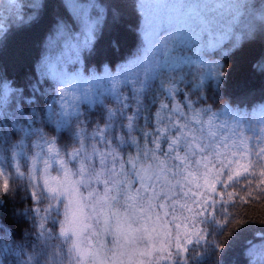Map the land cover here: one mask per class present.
Wrapping results in <instances>:
<instances>
[{
    "label": "snow or ice",
    "instance_id": "1",
    "mask_svg": "<svg viewBox=\"0 0 264 264\" xmlns=\"http://www.w3.org/2000/svg\"><path fill=\"white\" fill-rule=\"evenodd\" d=\"M64 6L72 27L64 19L56 22L36 81L25 87L0 81L3 190H9L11 169L14 180L25 182L29 198L39 203L34 189L43 188V194L53 201L43 212L39 207L32 210L39 218L38 252L25 253L24 245L17 244L9 227L0 221V264H7L9 257L12 264H41V257L43 264H108L109 260L141 264L142 257L151 255L149 248H155L151 234L155 229L149 224L154 216L158 219L157 208L167 203L174 210L178 197H190L196 205L194 220L212 225L213 232L197 229L186 234L183 243L177 234L174 246L161 249L166 264H189L190 259L202 262L209 249L227 251L223 243L208 236L223 235L230 223L237 222V213L228 207H235L237 199L246 202L228 189L239 186L248 191L249 198L258 199L250 191L256 187L264 195V103L251 109L226 103L214 109L208 100L217 98L231 70L219 61L205 59L203 53L229 39L238 46L242 38L251 36L255 21H264V4L255 10L246 0H139L143 27L138 55L115 73L105 68L102 74L91 71L89 75L82 67L68 71L66 65L70 57L79 63L81 52L91 50L105 18L111 14L113 21L119 19L120 6H105L98 0H64ZM19 7L20 0H0V37L36 20L35 15L21 14ZM39 8L33 0L29 12ZM193 47V55H188ZM261 68L264 71V65ZM44 81L52 82L50 90L43 88ZM106 98L114 106L105 103ZM65 138L71 141L70 149L59 143ZM129 148L133 151H126ZM53 164L63 179L53 178L55 186L47 179L36 183V173L47 174ZM209 165L216 169L214 173ZM196 180L203 182L196 183L198 191L192 192L190 185ZM217 185L223 191L217 192ZM80 187L91 189L87 198H81ZM201 188L210 191L205 195ZM83 199H95V203L85 205ZM3 203L0 200V207ZM117 204L123 212L115 211ZM61 205L64 221L57 219ZM73 205L69 219L68 209ZM86 206L97 222L96 213L103 214L104 230L123 240L120 251L93 246L84 235L92 227L84 222ZM28 211L19 215L26 217ZM217 213L224 219H217ZM49 220L59 225L57 233L46 227ZM245 223L238 222L241 230ZM240 235L239 231L232 235V243ZM259 235L264 240V233ZM54 239L59 244H49ZM140 243L143 249L137 247ZM248 244L250 258L264 264V249L257 251L251 241Z\"/></svg>",
    "mask_w": 264,
    "mask_h": 264
},
{
    "label": "trees",
    "instance_id": "2",
    "mask_svg": "<svg viewBox=\"0 0 264 264\" xmlns=\"http://www.w3.org/2000/svg\"><path fill=\"white\" fill-rule=\"evenodd\" d=\"M32 2L33 0H20L19 12L35 15L36 20L4 37H0V81L6 80L13 86L25 87L36 81L41 70V61L45 56L48 40L56 22L60 19L69 21V12L65 9L64 0H34L40 5V8L37 12L30 13L29 8ZM98 2L105 6L119 5V19L113 21L111 14L105 18L91 50L81 52L79 63L75 59L74 62H69L68 67L71 70L82 67L86 74L91 73V71L103 73L105 68L114 71L133 60L140 51L143 17L138 10L139 0H98ZM246 2L253 5L255 10L264 4V0H246ZM262 24L264 21L256 20L252 35L242 38L238 46H233L232 40L229 39L212 51V56L223 63L226 69L231 70V75L227 83L222 85L217 93V98L208 100V104H211L214 109H219L226 103L233 107L239 104L241 107L249 109L264 103V71L261 68L264 65V28L261 27ZM69 27H72L70 21ZM51 86V81L43 82V88L50 90ZM123 92L130 95L128 88H124ZM44 103V99L40 98V104L43 105ZM37 126L43 127L40 124ZM45 130L49 131L50 135L55 134L47 128ZM59 143L61 147L67 144L68 148H71V141L67 138L60 140ZM126 151L132 152L133 149L129 148ZM22 170L27 173L28 168L23 167ZM259 179V177L253 179V184H257ZM241 183L245 182L242 180ZM8 184L9 190L5 192L3 182L0 179V200L4 202L3 206L0 207V221L9 227L16 243L24 245L25 253L38 252L40 250L38 245L41 242L35 239V233L39 218L33 216L32 210L39 207L43 212V209L47 208L51 202L43 194L42 188L36 193L39 203L36 199L29 198V190L25 182L14 180L11 176V169L8 170ZM83 189L85 188L83 187ZM218 191H223V189L218 186ZM228 191L245 197L246 202L237 199L235 207H228V211L237 213V222L230 223L223 235L208 236L209 240L215 238L218 242L223 243L227 251L216 253L209 249L208 255L202 262L190 259L189 264H257L256 257L250 258L248 254V242L251 241L252 244L256 245L257 251L264 249V240L259 235L264 233V195H261L256 187L250 191L252 196H258V199L249 198L248 191L239 186L229 188ZM26 209L29 210L26 217L19 215ZM96 215L99 216V222L101 221L104 225L103 214L97 212ZM57 219L62 221V214ZM217 219L223 220L224 217L217 213ZM241 220L246 221L242 226L243 230L238 224ZM151 225L149 224L150 229ZM197 226V229L207 228L209 233L213 232V227L210 224H201L197 220ZM46 227L51 229L54 234L59 230V225L53 226L50 220L46 223ZM170 227L169 232L164 227V231L153 236L155 248H149L151 255L144 259L143 264H166L163 259L166 253L161 249L170 244L174 246L172 234L174 227L172 225ZM238 231L241 232L240 238L232 243L231 236ZM110 233L112 231L106 232L108 235ZM230 243L232 246L229 250ZM49 244H59V241L54 239L49 241ZM138 246L143 247V244L140 243ZM170 250L175 256L174 247ZM199 251H203V249H199ZM189 253H192L191 246H189ZM26 258V256H21V259ZM43 259L41 257V264H43ZM7 264H12L11 257L8 258Z\"/></svg>",
    "mask_w": 264,
    "mask_h": 264
},
{
    "label": "rangeland",
    "instance_id": "3",
    "mask_svg": "<svg viewBox=\"0 0 264 264\" xmlns=\"http://www.w3.org/2000/svg\"><path fill=\"white\" fill-rule=\"evenodd\" d=\"M209 39H211V38L202 37V40H209ZM212 42H214V41H212ZM213 50H214V48H208L204 51L203 54L205 56V59L210 60V61H218L211 54ZM194 51H195V48L193 47L192 49L187 50V54L193 55ZM74 59H75V57H70V62H74ZM127 63L123 64L122 66L126 65ZM120 67H118V69ZM66 68L68 71H73V68L71 70L68 67V64L66 65ZM118 69H116L114 71L110 70V69H108V70L115 73L116 71H118ZM184 71H187V70L185 69ZM89 74L85 73V75H89ZM97 74H102V73H97ZM178 99H180V97H178ZM105 103H107L109 106H114L111 99L106 98ZM244 163H247V161L241 160V164H244ZM69 166L72 167L73 169L75 168V165H69ZM209 170L212 173H214L216 171V169L212 168L211 165H209ZM53 178H55V180H62L63 179V173L59 170L58 166L55 164L52 165L49 172L45 175H42L39 171L36 173V183H38V184H42L43 179H47L49 184H51L52 186H55V180ZM0 179L3 182V180H4L3 175H0ZM202 182H203L202 180L193 181L192 185H190L192 192L198 191V189L195 187V184L196 183H202ZM218 186L219 185H217V192H219ZM39 189L40 188H36L34 190L37 193V191ZM184 190L187 191L188 190L187 187ZM89 191H91V189H83V187H80L79 192H80L81 198H87ZM199 191L204 192L205 195H207V191H210V189H208L206 191L205 189L201 188V189H199ZM97 192H99L100 195H103L102 187L97 186ZM73 198H75V197H73ZM177 200H178V203H177L174 210H173V208L169 207L167 203L165 204L164 208H157L156 211L159 214V216H158V219L154 216L153 220H155V221H152V223L150 222V224H152L151 229H155V231L151 234L153 236H156L157 233H160L161 231L165 230L164 227L169 232V230H171L170 225H172L174 227V231L172 232L173 237L175 238L177 236V234H179L181 237V242L183 243V237L186 234L194 233L198 228L197 220H194V212L196 209V205L193 204L192 199L190 197L189 198L178 197ZM50 202L53 203V201H51V200H50ZM82 202L85 205H88L91 203H95V199H92V200L83 199ZM67 203H68V201L65 200L64 204H67ZM185 204L187 205V208H181V205H185ZM189 208L192 209L193 211L189 212L188 211ZM74 209H75L74 205L69 206V209H68V218L69 219L72 218V212L74 211ZM60 211H61V214L63 216L62 221H64L65 217H64L63 213H64L65 209H64L63 205L60 206ZM115 211L123 212L124 209H123V207H121V205L117 204V205H115ZM165 212H167L169 214L166 216ZM83 213H84V216L86 217L84 222L91 224V226H92L90 230H88L84 233V235L86 237H89L91 239L92 245L97 246V247L102 245L105 249H112L113 251H117V252L120 251L121 246L123 245V240L119 236L114 237L113 233H110V235L106 234V231L104 230V225H102L101 221L96 222L97 219L94 218V214L92 213L90 207H87V206L84 207ZM110 224H112V227H114V223L112 221H110ZM177 225H179V228L176 227ZM134 227H135V225H134ZM109 231H111V230H109ZM93 232H95L97 235H93ZM188 238H192L191 235H189ZM153 241H154V239H153ZM87 242L88 241L86 240L85 243H87ZM138 245L139 244H137V247L140 249H143L145 247L144 244H143V247H139ZM108 255L111 256L112 252H109ZM144 259H145L144 257L141 258V264H143ZM108 264H112L111 260L108 261Z\"/></svg>",
    "mask_w": 264,
    "mask_h": 264
}]
</instances>
